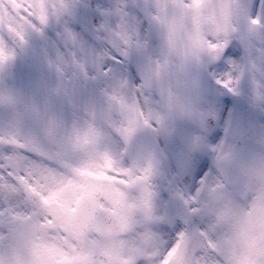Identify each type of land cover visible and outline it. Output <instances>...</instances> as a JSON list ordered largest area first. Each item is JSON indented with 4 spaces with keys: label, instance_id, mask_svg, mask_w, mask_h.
Wrapping results in <instances>:
<instances>
[{
    "label": "flooded vegetation",
    "instance_id": "obj_1",
    "mask_svg": "<svg viewBox=\"0 0 264 264\" xmlns=\"http://www.w3.org/2000/svg\"><path fill=\"white\" fill-rule=\"evenodd\" d=\"M140 1L144 3L142 17L147 23L143 27H125L124 33L130 38L131 58L124 56L132 62L133 70L139 53L134 47L143 45L142 53L155 62L169 94L163 101L157 98L158 104L150 96L142 102L137 82L136 91L123 88L124 83L120 80H123L121 64L124 57L110 63L105 57L98 67L95 58H86V68L82 56L76 59L75 31L67 25L64 9L67 5L76 4L77 0H6L5 5L0 2L3 7L0 11L10 10L8 5L18 7L11 9L14 12H8L19 16L17 23L24 30L25 25L33 28L36 25L21 15V9L34 16L40 26L50 24L43 36L34 34L36 64L29 56H21L24 65L29 67L27 73L38 76L37 85L41 87L45 106L50 108L48 118L45 113L41 117V124L45 123L48 130L53 128V122H57L56 115L64 100L56 98L61 92L57 85L60 79L73 81L67 89L66 118L81 122L83 117L98 127L114 124L119 131L123 128L131 131L143 125L147 116L190 123L198 109L205 108L213 114L218 106V97L206 92L205 81L209 77L236 79L245 70L236 50L232 49L227 56H222L227 42L233 40L226 35L228 28L245 26L244 35L240 38H245L253 61L264 63L262 54L252 51L251 46L259 47L261 44L264 22L261 21L257 28L246 26L251 3L255 5L253 14L256 15L257 0ZM105 7L106 4L102 8L105 10ZM58 10L61 12L59 16L56 15ZM219 65L226 67H217ZM100 68L111 71L116 82L109 84L103 77L97 79L96 73ZM110 107L116 111L125 108L124 112L119 111L120 121L107 120L106 110ZM94 108L100 110L94 111ZM227 114L225 110L223 124ZM192 123L195 126L198 124L196 120ZM231 123L232 129L238 128L240 119L234 115ZM236 130L229 139V154L235 151L237 145ZM146 138H118L122 154L75 153L67 162L35 159L36 156L30 157L29 152L21 150L16 153L2 146L0 169L5 167L10 171L11 168L14 173L12 176L10 171V184L0 187V198L3 199L0 201V256L4 257L5 264H21L23 261L27 264H114L128 260L134 264H171L173 261L176 264H264V226L253 230L249 225L251 205L239 195L242 187H230L223 183L218 173L212 172L214 166L205 159H198L192 152L178 157L177 162L164 152L166 141L161 137L156 138L161 140L159 147ZM210 143L219 149V137L212 138ZM191 149L197 150L198 147L189 146L187 150ZM152 159L157 160L163 179L161 183L149 176V171L156 169H153ZM21 161L31 169L36 166L43 178L51 174L56 176L57 184L49 189L51 194L56 193L52 196L53 200H47L44 181L40 180L41 185L38 186L25 178L29 175L16 173V170L25 172L20 168ZM130 162L132 173L140 181L136 190L129 189L123 177L129 170ZM32 163H36L35 166ZM47 164L52 168H47ZM185 173L191 177L189 185L177 182ZM37 179L40 177L37 176ZM79 186L86 194L104 193L106 199L100 203L104 209L115 203L141 209L148 216L147 224L120 237L96 234L76 237L66 225L75 208L74 193ZM166 188L186 206L174 227H169L163 216L170 198ZM13 189L19 190V194ZM11 196L16 198L11 200ZM257 206L264 209V202ZM191 226L197 227L196 231L192 230L195 233H188ZM45 230L52 231L45 233ZM44 240L50 244L47 252L43 250ZM179 245L180 255L177 250Z\"/></svg>",
    "mask_w": 264,
    "mask_h": 264
},
{
    "label": "rangeland",
    "instance_id": "obj_2",
    "mask_svg": "<svg viewBox=\"0 0 264 264\" xmlns=\"http://www.w3.org/2000/svg\"><path fill=\"white\" fill-rule=\"evenodd\" d=\"M0 8H3V7H1V5H0ZM0 15H3L4 18H6L7 20H10V17L6 14V11L0 12ZM126 15L127 14H125L124 16H126ZM116 16H117V14H115V17L113 18V21H115V22H116ZM109 19L110 18H108V21H109ZM121 19H123V17H121ZM132 21H133V23H135V25L137 24V18L136 17L133 16L132 17ZM123 23L125 25L128 22L125 19H123ZM129 23H130V20H129ZM31 49H33V50L35 49V45L34 44H30V48H25L24 52L27 51L28 53H31ZM23 72H24V70H23ZM23 72H21V73H23ZM20 88L21 87H20V77H19L18 80H15L14 82H11L10 84H8L7 88H4L2 90V92L0 93V102L4 103L6 100H11V102H13L15 99H18L19 98V94H20ZM13 111H15L14 115H16L18 117H19V115H20V117L22 116V120H20L19 119L20 117H19V118H16V120L12 121V125L10 126V128L12 129V132H18V133H20V135H23V134H26V131L23 129L22 126H25L26 122L31 121V122L37 124L35 122L36 117H34L33 115H31V116L30 115H26V114L25 115H21L19 108L18 109H14ZM198 111L199 110H197L196 112L198 113ZM196 112H195V114H196ZM106 118L112 121L115 118V116L114 115H106ZM17 122H21V126H18ZM32 130L37 131V134L40 132V129L35 128V127H32ZM156 135H158V133H156ZM29 136L33 137L34 135L29 133ZM96 137L98 138V140H100V136H96ZM107 141H110L109 136H108V140ZM107 141L103 145V148L106 151H109V147H108V142ZM99 145H100V141H99ZM91 147H95V145H92ZM96 147H99V146H96ZM251 151H252L251 157H252L253 160L259 161L260 157H263L262 153H261V150H258L256 147L253 146ZM74 152H78V151L74 150ZM32 164H34V166H35L36 163H32ZM20 168L23 169L25 172H21L19 170L18 171L21 174L29 175V176H25V178L27 180H32L38 186L41 185V181L46 182V180H47L46 178L41 177L42 174H41V172L39 173L38 168L36 166L33 167V169H31V168L27 167L25 165V163H23V161H21L20 162ZM11 175L14 176V173H13L12 170H11ZM37 176H39L40 179L36 180ZM2 180H6L7 183L2 182V185H0V187L8 186L10 184L8 182L9 181L8 179H2ZM48 185H50V183H45L44 184L45 188H48ZM15 192H16L17 195L19 194V190H16ZM15 198H16L15 196H11V200H14ZM0 200H2V199L0 198ZM2 263H3L2 262V258L0 257V264H2Z\"/></svg>",
    "mask_w": 264,
    "mask_h": 264
},
{
    "label": "snow or ice",
    "instance_id": "obj_3",
    "mask_svg": "<svg viewBox=\"0 0 264 264\" xmlns=\"http://www.w3.org/2000/svg\"><path fill=\"white\" fill-rule=\"evenodd\" d=\"M254 9H255V5L253 3H251L250 11H249L250 18L251 19L259 18L262 22H264V4L261 5V12H260L259 15H254L253 14L254 13ZM29 11H31V9H29ZM125 11H126V9H125ZM21 15L25 16L26 19L30 20L33 25H36L35 28L29 27L28 25H25V30H26L25 31V37L29 33H33V34H37V35L43 36L45 28H47L50 25L49 24L47 27L40 26L38 21L36 20V18L34 16H29L28 13L24 12L23 9H21ZM73 15H75L74 10H73ZM101 15H105V14L102 13ZM121 17H123V19H128V17L124 16V14L118 13L117 16H116V22L112 23L111 19H109L108 23H106L103 26V30H102V32H100V35L102 37H108L111 40V42H112V44L114 46L123 48L125 50L124 51V55L128 56L129 58H131V50H130L129 46L124 44L120 40L119 36L117 35V33L121 32V30L125 28V25L123 23V19H121ZM0 39H4L7 42L12 43L11 39L6 34H0ZM24 43H26V40L24 41ZM105 43H107V40H105ZM73 47H74V45H73ZM228 54L229 53L224 50L222 56H227ZM93 55L95 56V52L93 53ZM76 59L77 60L79 59V54L78 53L76 54ZM70 63H71V61H70ZM84 66H85V68L87 67L86 59H85V65ZM217 67H226V66L225 65H219ZM227 67H230V66H227ZM96 75H97V79H100L101 77H103L106 80L110 79L111 83H115L116 82V80H115L114 76L112 75L111 71H107L106 72L103 68H100L99 72L96 73Z\"/></svg>",
    "mask_w": 264,
    "mask_h": 264
}]
</instances>
